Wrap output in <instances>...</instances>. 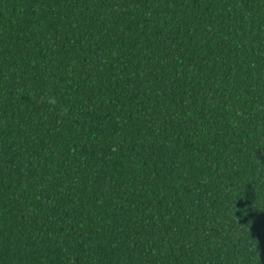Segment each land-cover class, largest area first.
Listing matches in <instances>:
<instances>
[{"label": "trees", "instance_id": "trees-1", "mask_svg": "<svg viewBox=\"0 0 264 264\" xmlns=\"http://www.w3.org/2000/svg\"><path fill=\"white\" fill-rule=\"evenodd\" d=\"M0 264H264V0H0Z\"/></svg>", "mask_w": 264, "mask_h": 264}]
</instances>
